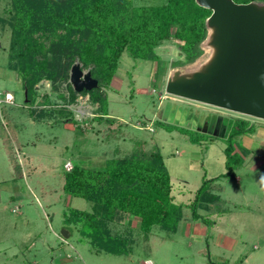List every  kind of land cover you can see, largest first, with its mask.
<instances>
[{
  "label": "rangeland",
  "instance_id": "rangeland-1",
  "mask_svg": "<svg viewBox=\"0 0 264 264\" xmlns=\"http://www.w3.org/2000/svg\"><path fill=\"white\" fill-rule=\"evenodd\" d=\"M165 1L133 0V5ZM9 8L8 0H0V17L7 18ZM9 41L4 26L0 95L3 99L11 94L13 102L0 105V264H264V121L166 95L167 74L183 60L174 43L157 49V61L122 54L105 89L112 126L90 121L98 111L89 95L68 105L73 121H62L54 113L67 100L69 79L41 81L35 87L37 95L27 103L7 59ZM75 63L82 67L78 59L72 66ZM36 111L52 117L36 122ZM234 119L247 121L252 130L232 139L241 165L225 175L224 149ZM1 133L21 167L20 176ZM136 141L148 152L160 151L182 218L175 233L154 226L148 241L140 239L128 255L97 254L85 234L63 221L69 208L91 210L90 203L64 194V165L97 169L115 156L116 148L117 155L128 154ZM206 181L202 192L208 195L198 201L194 219L190 205Z\"/></svg>",
  "mask_w": 264,
  "mask_h": 264
},
{
  "label": "trees",
  "instance_id": "trees-1",
  "mask_svg": "<svg viewBox=\"0 0 264 264\" xmlns=\"http://www.w3.org/2000/svg\"><path fill=\"white\" fill-rule=\"evenodd\" d=\"M8 1L9 15L5 19L0 17V30L4 26L9 29L7 59L20 78L26 102H30L35 87L43 80L54 84L68 82L71 66L78 59L81 70L88 67L98 87L76 93L68 83L67 100L54 114L61 116L62 121L70 118L73 121L68 105L75 103L78 96L89 95V101L98 111L90 121L108 126L114 124V119L107 114L105 89L114 78L122 54L126 52L134 60L157 61V49L174 43L183 60L176 61L172 67L191 62L200 54L198 46L205 36L204 22L211 13L198 7L194 0H166L161 5L138 7L133 5V0ZM47 115L36 111V122L52 117ZM251 130L247 121L234 119L224 149L225 175L241 165L232 139ZM1 134L15 173L20 176L21 167L11 156L7 136ZM111 135L114 133L109 132L108 136ZM114 153L100 168L87 170L73 165L65 171L64 194L90 203L91 210L69 208L63 221L73 231L85 234L98 248L97 254L120 256L128 255L140 239L148 241L154 226L175 233L182 207L173 203L170 176L158 148L148 152L142 142L136 141L128 154L117 155V148ZM205 183L190 205L194 219H198V201L208 195L202 192ZM132 221L133 227L129 224Z\"/></svg>",
  "mask_w": 264,
  "mask_h": 264
},
{
  "label": "water",
  "instance_id": "water-1",
  "mask_svg": "<svg viewBox=\"0 0 264 264\" xmlns=\"http://www.w3.org/2000/svg\"><path fill=\"white\" fill-rule=\"evenodd\" d=\"M194 3L211 12L204 22L200 54L169 70L165 94L264 121V2ZM69 83L76 93L98 87L78 63L70 69Z\"/></svg>",
  "mask_w": 264,
  "mask_h": 264
},
{
  "label": "built area",
  "instance_id": "built-area-1",
  "mask_svg": "<svg viewBox=\"0 0 264 264\" xmlns=\"http://www.w3.org/2000/svg\"><path fill=\"white\" fill-rule=\"evenodd\" d=\"M13 102V96L9 93L4 94L3 99H1V95H0V105L2 103H6V104H12ZM64 169L65 171H69L72 169V165L70 162H66L64 165ZM147 264H152L151 262H147Z\"/></svg>",
  "mask_w": 264,
  "mask_h": 264
}]
</instances>
